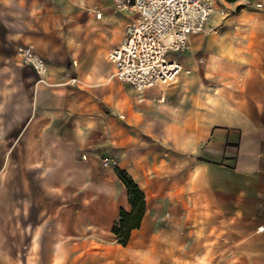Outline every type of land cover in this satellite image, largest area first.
Here are the masks:
<instances>
[{"label": "crops", "instance_id": "crops-1", "mask_svg": "<svg viewBox=\"0 0 264 264\" xmlns=\"http://www.w3.org/2000/svg\"><path fill=\"white\" fill-rule=\"evenodd\" d=\"M100 3L82 0V6ZM46 12L36 0L0 7L1 14L12 17L1 15V27H29L22 41L46 66L40 80L15 50L21 32H5L0 43L2 264L9 188L14 218L29 220L30 264H147L156 255L160 264H214L228 261V253L239 261L246 246L260 244L264 18L253 21L257 11L234 13L237 21L218 26L231 38L220 37L217 47L206 38L203 58L178 59L193 70L204 64V87L191 75L176 90H187V98L141 103L140 139L171 148L162 149L166 156L158 154L154 170L153 157L135 140L133 128L114 115L117 83L124 84L113 76L107 57L115 38L102 31L95 15L68 26V21L37 15ZM21 13L30 20L22 24ZM154 88L145 89L148 98L159 90ZM133 150H142L140 166L132 159L124 169L144 192L146 209L140 227L122 246L111 228L121 208L130 210L126 188L114 170H101L96 157ZM200 152L207 159L198 158Z\"/></svg>", "mask_w": 264, "mask_h": 264}, {"label": "rangeland", "instance_id": "rangeland-1", "mask_svg": "<svg viewBox=\"0 0 264 264\" xmlns=\"http://www.w3.org/2000/svg\"><path fill=\"white\" fill-rule=\"evenodd\" d=\"M21 5H27L28 0H18ZM89 1V0H84ZM101 3L97 4L96 6H82V0H36L38 5L44 6L45 10H47L46 13L37 14L40 17L47 16L49 19H53L56 21H68L70 24L68 26L74 25V22H82L86 21L88 18L93 17L95 14L89 13V9H98L102 12L101 18L96 19L98 22H101L103 25L102 31L105 34H109L110 36H113L116 40L115 44H118L119 41L122 39L123 33L126 29L127 24L130 21L131 16L124 15L123 13H120L118 11H115L113 7H111V0H99ZM216 5L219 6V9H216L211 17L210 23L212 26L214 25V31L209 33H200L196 36H193L190 39V50H186L180 54H177L175 58L177 61L181 64V62L178 60L181 57L188 58L192 55L197 56L198 58H203V49L205 48V40L206 38H209L213 42V47H217L220 45V37L223 39H229L231 38L232 34L227 32L228 30H224L222 28H218V26L224 24L225 22H232L235 20V17L232 15L234 13H237L239 11H242L243 13H246V11H257L252 14V20L258 21L261 19V17L264 18V14L261 12H258V10L254 9L252 2L256 0H236L235 2H227L225 0H215ZM12 0H0V7L2 4H8L11 3ZM73 7L78 8L76 11L73 9ZM26 8V7H25ZM53 10H55L53 12ZM80 10V11H79ZM107 12L108 14H105L103 12ZM2 15V16H1ZM1 18L5 17V20H12L11 15L5 16L4 14L0 13ZM94 18V17H93ZM38 19V18H37ZM30 20L29 14L27 16V13H21L20 21L22 24L24 21ZM237 21V20H235ZM238 23H233V27L237 25ZM29 28V27H28ZM26 27H22L21 29H13L10 27L9 29H3L0 25V43L2 42L3 36L7 33H12V31L21 32L22 35H19L17 40H14V46L15 50L18 53V47H30L27 45L23 40V35L28 33L29 29ZM6 32V33H5ZM8 51V47H6ZM32 49V48H31ZM33 50V49H32ZM34 51V50H33ZM202 62V61H199ZM182 70L179 73L182 74L181 76L178 75V78L175 82L169 83V84H163L164 87L163 90H160L158 87L160 85L155 86L156 89H159L156 91V93L151 97L148 98L145 93L147 90H143L141 92L131 89L130 85L127 83H120L118 82V88H117V105L115 107L116 114L115 117L119 120L126 122L130 127L133 128V134L135 137V140L138 141L140 146L148 150V154L153 157V165L154 170H156V164L158 159V154H161L162 156H166V154H163L162 149H166L165 151L170 150V144L167 142H158L155 139L154 140H143V138L140 139V136L138 135V129L140 123L142 122V119L144 118V112L142 111L141 107L143 106L141 103L148 102L150 100L153 103H170L171 101H178L187 98V90L185 93H178L176 90L179 88V86L182 83V80L186 77L189 78L191 75H196L197 77V84L201 85L202 87L205 86V80H207L206 75H204V64L200 63L195 70L192 69L191 66H188L187 64L184 65L182 63ZM188 71V72H187ZM154 88V89H155ZM163 97V101H159V99ZM124 106H127L130 110L128 113L125 112ZM108 111V109H106ZM123 115V116H122ZM137 129V130H136ZM142 151V150H140ZM139 150H133L132 152L127 151L126 155L116 153L111 155H104L102 152L100 155H98L97 161L100 164V168L102 171H115V168L118 167L121 170H124L128 175L129 173L124 169L125 162L130 163L133 160H136V165L140 166V155L141 152ZM105 154H108L105 153ZM206 154L203 152H200L198 155V158L200 159H207ZM151 159V158H150ZM106 161L107 164H104ZM141 168H144V166ZM146 174V172H144ZM130 176V175H129ZM132 178V177H131ZM133 179V178H132ZM118 182H121L118 178ZM122 183V182H121ZM11 184V183H10ZM12 188H9L6 190V200L10 201V203L5 205L6 214H5V246H4V261L3 264H30L29 262V248H28V242H29V236H28V229H29V220L26 217L24 220H21L18 222L14 218V215L12 213L13 211V205L11 203L12 199ZM27 207V206H25ZM85 209H89V205H85ZM261 227V226H260ZM110 253V252H109ZM111 254V253H110ZM109 254V255H110ZM228 261H224L222 263H214V264H264V239L260 244L256 245H249L245 247V252L242 254H239V261H237V254L235 253H228ZM1 256V255H0ZM225 257V255H224ZM34 258V254H33ZM172 258V257H171ZM170 258V259H171ZM189 259V258H188ZM186 258V260H188ZM159 256H154L153 259L150 260V262L147 264H160ZM109 262L112 263L111 256L109 257ZM185 264H189L188 262H184ZM0 264L2 262L0 261ZM34 264V263H33ZM171 264V263H170ZM202 264V263H198ZM212 264V263H211Z\"/></svg>", "mask_w": 264, "mask_h": 264}, {"label": "built area", "instance_id": "built-area-1", "mask_svg": "<svg viewBox=\"0 0 264 264\" xmlns=\"http://www.w3.org/2000/svg\"><path fill=\"white\" fill-rule=\"evenodd\" d=\"M252 5L264 14L263 0ZM215 6V0H111L115 11L131 16L122 39L108 51L113 75L139 92L175 82L182 70L175 56L189 50L191 36L214 31ZM92 13L101 16L98 9ZM18 54L42 80L44 60L31 47L19 46Z\"/></svg>", "mask_w": 264, "mask_h": 264}, {"label": "trees", "instance_id": "trees-1", "mask_svg": "<svg viewBox=\"0 0 264 264\" xmlns=\"http://www.w3.org/2000/svg\"><path fill=\"white\" fill-rule=\"evenodd\" d=\"M227 2H235L236 0H225ZM115 173L119 180L126 188L127 200L130 205V210L125 211L120 209L118 219L114 222L111 232L115 237L116 243L126 246L131 231L138 229L141 225L145 209L146 201L142 189L135 183V181L124 170L115 168Z\"/></svg>", "mask_w": 264, "mask_h": 264}, {"label": "bare ground", "instance_id": "bare-ground-1", "mask_svg": "<svg viewBox=\"0 0 264 264\" xmlns=\"http://www.w3.org/2000/svg\"><path fill=\"white\" fill-rule=\"evenodd\" d=\"M216 9H219V6L216 5ZM97 18H98V17H97ZM113 76H114V75H113ZM158 88H159L160 90H163V89H164V87L162 86V84H160V86H159ZM217 92H218V91H217ZM217 92H216V93H217ZM163 99H164V98L161 97V98L159 99V101L161 102V101H163ZM258 230H259V231H262V230H263V227H262V226L259 227Z\"/></svg>", "mask_w": 264, "mask_h": 264}]
</instances>
